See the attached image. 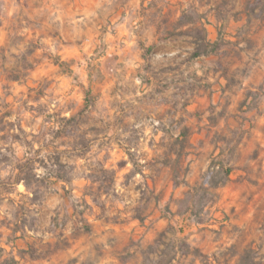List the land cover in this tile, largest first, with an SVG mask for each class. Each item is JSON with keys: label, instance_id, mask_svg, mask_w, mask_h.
Listing matches in <instances>:
<instances>
[{"label": "clouds", "instance_id": "1", "mask_svg": "<svg viewBox=\"0 0 264 264\" xmlns=\"http://www.w3.org/2000/svg\"><path fill=\"white\" fill-rule=\"evenodd\" d=\"M0 117V264H264L245 0H0Z\"/></svg>", "mask_w": 264, "mask_h": 264}, {"label": "rangeland", "instance_id": "2", "mask_svg": "<svg viewBox=\"0 0 264 264\" xmlns=\"http://www.w3.org/2000/svg\"><path fill=\"white\" fill-rule=\"evenodd\" d=\"M228 2H229V0H224V3H228ZM245 4H246V10H248L249 12L253 9H259L261 13H264V0H245ZM219 10H222V6H221V9H218V11ZM189 19H191L190 16H185L181 19L180 22L184 23V22L188 21ZM172 27H173V22H171V21L166 22V24H165L166 29H170ZM193 33L197 34L195 29H193ZM201 37L202 36H200L199 39ZM221 58H223V57H221ZM7 114H10V113H6V115ZM0 121H2V117H0ZM0 130H2V125H0ZM3 159L7 160V157H3Z\"/></svg>", "mask_w": 264, "mask_h": 264}, {"label": "trees", "instance_id": "3", "mask_svg": "<svg viewBox=\"0 0 264 264\" xmlns=\"http://www.w3.org/2000/svg\"><path fill=\"white\" fill-rule=\"evenodd\" d=\"M201 40L203 39V37L200 38ZM202 50V49H201Z\"/></svg>", "mask_w": 264, "mask_h": 264}]
</instances>
